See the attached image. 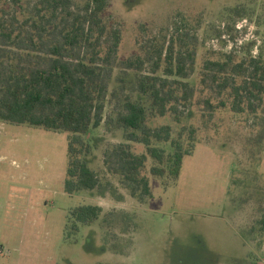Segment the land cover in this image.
<instances>
[{
    "label": "rangeland",
    "instance_id": "374dc122",
    "mask_svg": "<svg viewBox=\"0 0 264 264\" xmlns=\"http://www.w3.org/2000/svg\"><path fill=\"white\" fill-rule=\"evenodd\" d=\"M107 5L103 18L121 33L120 61L143 55L141 45L150 38L167 41L175 24L184 25L196 49L185 119L197 129L195 150L184 157L174 185L164 188L149 177L152 197L142 204L106 172L102 154L120 142L106 121L136 77L119 65L109 81L104 121L85 137L94 145L89 167L101 179L99 191L65 192L67 133L0 122V264H264V234L256 231L264 215V105L256 117L234 114L229 106L212 111L206 102L221 99L203 81L206 60L264 59V0ZM87 205L100 206L102 213L66 240L68 212Z\"/></svg>",
    "mask_w": 264,
    "mask_h": 264
},
{
    "label": "trees",
    "instance_id": "16d2710c",
    "mask_svg": "<svg viewBox=\"0 0 264 264\" xmlns=\"http://www.w3.org/2000/svg\"><path fill=\"white\" fill-rule=\"evenodd\" d=\"M107 6V0L82 5L74 0H30L24 5L22 0H0V122L67 133L65 192L99 191L101 179L89 167L94 145L85 137L104 121L113 70L119 65L123 73L134 72L130 93L106 121L120 142L102 157L106 172L118 176L130 198L142 204L152 197L149 177L164 188L174 185L184 157L195 150L197 129L185 119L193 93L188 67L196 49L183 34L184 25L175 24L167 41L152 37L141 45L143 55L120 61L121 33L104 20ZM147 65L150 69L143 72ZM204 70L203 81L221 99L215 105L207 101L208 108L229 106L234 114L256 117L264 105L261 56L234 62L223 55L206 60ZM164 119L167 124L150 125ZM101 213L100 206L92 205L70 210L65 239ZM256 227L263 235L264 215Z\"/></svg>",
    "mask_w": 264,
    "mask_h": 264
}]
</instances>
